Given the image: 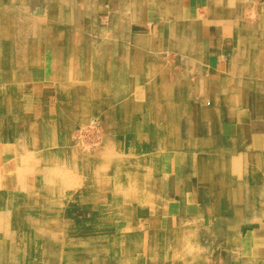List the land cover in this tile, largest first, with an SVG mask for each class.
Instances as JSON below:
<instances>
[{"label": "rangeland", "instance_id": "374dc122", "mask_svg": "<svg viewBox=\"0 0 264 264\" xmlns=\"http://www.w3.org/2000/svg\"><path fill=\"white\" fill-rule=\"evenodd\" d=\"M57 1L59 15L53 0H0V264H264L256 239L180 230L179 216L171 237L162 229L165 187L173 172L171 185L181 184L179 151L188 150L197 104L193 85L165 77L174 55L116 54L127 43L113 37L115 25L129 28L122 14L131 6L115 21L106 0ZM250 1L259 13L264 0ZM185 2L196 12H244L237 2ZM158 18L138 29L172 24ZM107 46L115 52L102 69Z\"/></svg>", "mask_w": 264, "mask_h": 264}, {"label": "crops", "instance_id": "0c3cea01", "mask_svg": "<svg viewBox=\"0 0 264 264\" xmlns=\"http://www.w3.org/2000/svg\"><path fill=\"white\" fill-rule=\"evenodd\" d=\"M106 1L118 9L111 13V20L115 21H119L124 8L131 6L129 13L122 14L129 28L121 33L115 25L118 30L113 37L127 43L125 49L115 47L116 54L129 51L138 55L153 51L174 55L165 62V77L168 75L170 83L176 86L193 85L197 95L194 125L185 126L193 136L186 139L190 141L188 150L179 151L181 184L171 185L175 182L173 172L170 187H165V191H169L165 193L169 203L162 229L171 237L173 233L169 231L176 229L175 220L171 219L179 216L181 224L177 228L180 230H212L215 233L212 237L226 240L235 235L256 239L260 246L257 260L263 261L264 3L259 13L252 14L250 0L232 3L219 0L221 5L242 4L244 12L236 13L235 7H219L209 14L200 8L196 12L186 0H159L154 5L149 0ZM194 5L203 8L209 3L193 0ZM150 6L155 8L150 9ZM155 13L161 15L157 19L161 25L172 23L167 30L156 29L151 33L148 25L144 31L138 29L140 23L151 22ZM140 43H144L145 48L139 47ZM113 52L115 50L108 46L102 49V69L108 68L107 54ZM121 59L125 65L129 64L127 59ZM172 68L177 72L171 76ZM174 113L175 117L179 116L178 111ZM169 116L172 117L171 109ZM167 120L164 119V130L172 133ZM177 132L185 133L182 127L174 133ZM191 215L201 219L198 225L188 220ZM183 219L189 224L184 225ZM232 254L230 250L225 253L227 260ZM245 256L247 258L238 259L251 260V256Z\"/></svg>", "mask_w": 264, "mask_h": 264}, {"label": "bare ground", "instance_id": "6f19581e", "mask_svg": "<svg viewBox=\"0 0 264 264\" xmlns=\"http://www.w3.org/2000/svg\"><path fill=\"white\" fill-rule=\"evenodd\" d=\"M209 1L211 2V0H208V3H209ZM58 2V1H57ZM54 2V0H53V2L52 3H54L55 5H57L58 7H59V5H60V3L58 2ZM212 2H213V0H212ZM66 7V6H65ZM64 9V8H63ZM61 13V10H60V7L59 8H57V9H55V14H60ZM58 15H56V16H58ZM162 23V22H161ZM253 106H254V104H253ZM21 211V210H20ZM187 233V232H186Z\"/></svg>", "mask_w": 264, "mask_h": 264}]
</instances>
